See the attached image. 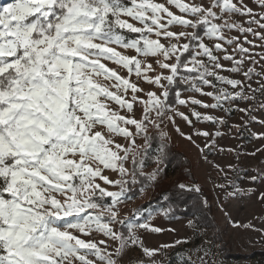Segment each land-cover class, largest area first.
<instances>
[{"label": "snow or ice", "instance_id": "snow-or-ice-1", "mask_svg": "<svg viewBox=\"0 0 264 264\" xmlns=\"http://www.w3.org/2000/svg\"><path fill=\"white\" fill-rule=\"evenodd\" d=\"M251 2L261 11L245 0L0 3V264H126L134 248L156 264L157 254L191 242L149 248L139 231L163 229L144 218L143 206L123 215L121 208L164 173L169 124L204 153L225 151L215 139L222 133L196 124L242 133L256 121L264 51L254 49L264 48V0ZM258 107L264 112V99ZM217 109L225 115H215ZM236 111L249 119L228 124L226 116ZM177 118L193 132L182 131ZM254 135L264 139V132ZM194 136L205 139L203 147ZM258 180L264 174L250 177ZM177 187L202 193L195 184ZM216 187L225 199L255 191L233 181ZM199 204L209 207L206 197ZM188 226L200 235L197 220ZM209 254L205 244L177 253L180 264H208Z\"/></svg>", "mask_w": 264, "mask_h": 264}, {"label": "rangeland", "instance_id": "rangeland-1", "mask_svg": "<svg viewBox=\"0 0 264 264\" xmlns=\"http://www.w3.org/2000/svg\"><path fill=\"white\" fill-rule=\"evenodd\" d=\"M6 2V0H0V3ZM157 2H163V0H157ZM249 6L253 7L256 11H261L256 8L251 0H245ZM173 11H177L173 9ZM177 14H179L177 12ZM238 19H245L243 17ZM259 19V17H257ZM132 22V21H130ZM135 23V22H133ZM139 26V25H137ZM256 27V26H254ZM173 30H179L178 28ZM257 31H260L257 28ZM230 35H237L233 32ZM249 40H253L252 36L248 37ZM257 45L262 42L258 39L255 40ZM246 47L248 45H245ZM255 52H262L264 48L257 47ZM129 55H134V52L129 51ZM259 59V57H257ZM227 63V62H225ZM264 64V61H261ZM115 67V65H110ZM257 70H261L260 65H257ZM126 75V72L122 73ZM227 74V73H225ZM241 78L242 77H237ZM258 80L259 78H255ZM254 88L258 87L256 83L252 85ZM142 87L148 88L149 86L143 84ZM206 91L211 89L206 88ZM190 93H183L187 96ZM197 98L205 100L208 103L212 101L197 94ZM264 99L257 95L256 110L254 115L257 117L256 121L251 123L249 129H245L242 133H238L236 129H229L228 127H221L206 125L202 123L196 124V128L209 130L215 135V132L219 130L222 135L215 137L216 144L220 148H224L225 151L215 150L208 152L205 150L201 153L192 143L187 139L181 137L179 133L175 131L173 126L169 124L164 131L168 132V142L175 145L178 149L183 151L190 159L193 167V174L197 178L199 184L209 189L213 194L211 204L215 210V216L218 222L217 232L220 234L225 242H227L231 251L242 256H248L247 258L240 257L236 260H227L223 257L220 250V242L216 241V235L212 230H206L201 228L200 235L194 233L193 229L188 226L190 218L187 217H170L165 216L163 207H153L144 210L143 216L145 219H149L150 223L156 227L163 229L162 232L154 233L150 231H139V235L143 238L145 246L149 248H158L163 244H173L176 240H182L188 238L191 242L186 245H177L162 251L157 254L154 259L156 264H180L181 255L188 253L190 250L195 249L201 244H205L209 250L208 264H264V258L260 259L256 253L264 251V233L254 229H264V201L259 199L260 192H264V180H258L255 183L250 181V177L253 175L264 174V139H257L254 133L264 132V112L259 110V102ZM242 108L252 107L249 103H240ZM115 107V105H113ZM180 111L189 113V108L180 106ZM199 111H205L202 108H198ZM214 114L217 116H224L225 113L219 109L214 110ZM137 116H139V109H137ZM228 124H241L243 121L249 118L242 112H233L230 116H226ZM177 124L181 130L185 133H192L193 129L190 128L186 122L177 118ZM154 129H149V134L154 132ZM193 139L201 147L205 144L203 137L194 136ZM120 143H124L123 140H119ZM138 144H143V140L137 139ZM227 149H234L235 151H227ZM260 149V151H257ZM255 152V155L251 153ZM206 156V158H205ZM219 169H223L221 172ZM233 165L234 168L230 169L228 166ZM114 178V174L109 173ZM225 175L227 179H225ZM229 181H233L239 184L243 188H253L255 191L250 194H243L236 197L224 198V192L217 188V185H227ZM192 186V185H188ZM114 190V189H112ZM230 190V189H229ZM151 191L147 190L143 196L131 200L129 203L121 208V215L128 213L131 214L133 209L139 208L140 205L150 199ZM253 225V227H245V225ZM174 230V231H173ZM100 237H97L99 239ZM202 255V253H200ZM257 256V257H256ZM91 258V257H90ZM130 264H136L137 260L142 259L144 264H152V261L143 256L139 248H134L129 256L125 258L126 264L129 261ZM195 259V255L193 256Z\"/></svg>", "mask_w": 264, "mask_h": 264}, {"label": "trees", "instance_id": "trees-1", "mask_svg": "<svg viewBox=\"0 0 264 264\" xmlns=\"http://www.w3.org/2000/svg\"><path fill=\"white\" fill-rule=\"evenodd\" d=\"M135 35V34H132ZM170 102L175 103L174 92L170 96ZM155 131L150 135H154ZM169 158L167 167L164 173L158 180V183L150 188L151 191L150 199L140 206L144 207V210L153 207H163L164 210L171 207L172 213L170 217H187L190 219L197 220L201 225V228L206 230H212L216 235L215 240L220 242V250L223 257L227 260H236L240 257L247 258L248 256L237 254L231 251L227 242L223 240L218 230V222L215 216V210L211 201L213 199L212 192L199 184L197 178L193 174V167L190 159L187 155L178 149L175 145L169 143ZM155 165H151L145 169L150 172ZM183 183L185 185H199L202 189V193H195L189 191L180 190L177 185ZM167 196V200L164 197ZM206 197L209 201L208 208L200 207V200ZM256 255L260 258H264V251H259ZM256 256V257H257Z\"/></svg>", "mask_w": 264, "mask_h": 264}]
</instances>
